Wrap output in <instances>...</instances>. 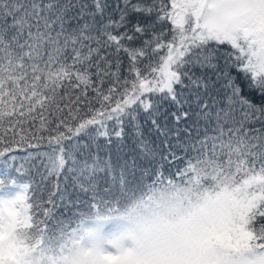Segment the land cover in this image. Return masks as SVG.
Listing matches in <instances>:
<instances>
[{"label": "snow or ice", "instance_id": "1", "mask_svg": "<svg viewBox=\"0 0 264 264\" xmlns=\"http://www.w3.org/2000/svg\"><path fill=\"white\" fill-rule=\"evenodd\" d=\"M0 158V264H264V0H0Z\"/></svg>", "mask_w": 264, "mask_h": 264}, {"label": "trees", "instance_id": "2", "mask_svg": "<svg viewBox=\"0 0 264 264\" xmlns=\"http://www.w3.org/2000/svg\"><path fill=\"white\" fill-rule=\"evenodd\" d=\"M225 48H227V46H225ZM222 50H224V49H222ZM229 50H230V49H229ZM126 65H127V58H125V66H126ZM165 108H167L169 111L173 110L172 108L168 107L167 105H165ZM141 123H142V125H143V131H144V135H145V137H146L147 139H150V140L156 142V141H157V135H158V134L155 133V132H153V133H151V134L149 133V128L151 127V125L148 124V123H145V122L143 121V118L141 119ZM45 135H47V134L45 133ZM99 142L101 143V145H103L104 142H105V141H104V138H99ZM124 143L128 146V148H130L131 145H132V140H131V138L129 137L128 139H126V140L124 141ZM13 148H14V152H13L14 155L23 156V155L25 154L22 148H16L15 146H13ZM128 148H124V149H122L121 151H127ZM116 153H117L116 146L113 145L112 148H111L110 150H108V149H103V148H102V151H101L100 155H101L102 157H105V158H106L109 154H111L113 160H115ZM0 159H3V158H0ZM11 163L13 164V167L10 168V169H8L9 174H10L11 176H13V177H16L17 180H18V182H28L29 179L31 178V176H32L33 174L30 173L29 175H25V176L21 177L20 174H17V173H16L15 168H16V166H18L19 164H24V167H25L26 169H27V168H30L32 162H25V161H22V160H17V161H12ZM3 168H4V165H3L2 163H0V170H2ZM165 175H167V172H165ZM37 179H38V177H37ZM147 182H150V181H145V183H147ZM49 187H50V186H49ZM142 190H143L142 187L138 188V189H137V194L139 193V191H142ZM33 191H36V189H33ZM81 210H83V211H87L88 209L84 208V209H81ZM61 211H62V210H61Z\"/></svg>", "mask_w": 264, "mask_h": 264}]
</instances>
